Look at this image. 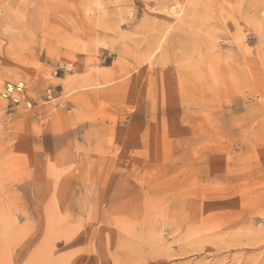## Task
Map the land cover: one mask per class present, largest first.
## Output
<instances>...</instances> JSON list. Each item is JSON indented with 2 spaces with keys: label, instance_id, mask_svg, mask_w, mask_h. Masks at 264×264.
I'll list each match as a JSON object with an SVG mask.
<instances>
[{
  "label": "rangeland",
  "instance_id": "rangeland-1",
  "mask_svg": "<svg viewBox=\"0 0 264 264\" xmlns=\"http://www.w3.org/2000/svg\"><path fill=\"white\" fill-rule=\"evenodd\" d=\"M18 83L0 264H264V0H0Z\"/></svg>",
  "mask_w": 264,
  "mask_h": 264
},
{
  "label": "built area",
  "instance_id": "built-area-1",
  "mask_svg": "<svg viewBox=\"0 0 264 264\" xmlns=\"http://www.w3.org/2000/svg\"><path fill=\"white\" fill-rule=\"evenodd\" d=\"M25 86L22 83L18 84H7L0 97L6 101L11 102L14 105H19L21 103L22 95L24 94Z\"/></svg>",
  "mask_w": 264,
  "mask_h": 264
},
{
  "label": "bare ground",
  "instance_id": "bare-ground-1",
  "mask_svg": "<svg viewBox=\"0 0 264 264\" xmlns=\"http://www.w3.org/2000/svg\"><path fill=\"white\" fill-rule=\"evenodd\" d=\"M178 5H179V4H178ZM181 11H182V10H181ZM174 12H175V11H174ZM176 13H177L176 15H179L181 12L177 10Z\"/></svg>",
  "mask_w": 264,
  "mask_h": 264
}]
</instances>
